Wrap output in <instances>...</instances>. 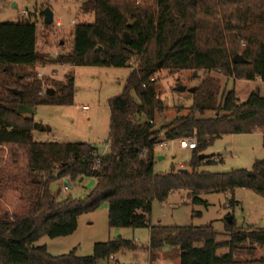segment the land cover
Here are the masks:
<instances>
[{
	"label": "trees",
	"instance_id": "1",
	"mask_svg": "<svg viewBox=\"0 0 264 264\" xmlns=\"http://www.w3.org/2000/svg\"><path fill=\"white\" fill-rule=\"evenodd\" d=\"M86 0L80 10L92 14L91 23H76L71 30V48L49 62L57 65L130 67L121 94L108 100L110 112L108 152L99 155L89 143L38 142L36 123L17 112L18 105H71L73 78L43 87L35 68L41 64L36 50V23L29 18L0 22V145H15L26 154L28 182L26 210L8 215L0 209V264H100L120 250L137 248L117 238L95 243L91 255L74 251L51 255L36 245L42 236H67L77 228L78 217L107 204L109 227L147 228V250L153 260L165 248L178 252L179 264H264L253 256L256 245L264 246V229L225 223L228 239L217 242L213 225L160 226L150 223L152 202H163L185 190L194 204L207 203L204 193L233 194L237 188L253 190L264 197V158L251 170L230 172L199 170L218 160L198 156L225 134L259 131L264 147V96L251 94L239 102L235 91H222L217 99L215 71L233 79L264 82V0ZM243 8L245 22L232 23ZM43 15V12L42 14ZM46 26V25H45ZM48 27V26H46ZM131 41L125 43L122 34ZM101 48V50H99ZM244 61L236 63L234 56ZM162 70H204L207 73L191 94L186 114L176 115L160 128L155 117L167 106L157 93L156 74ZM153 78V80H151ZM52 88L54 93H45ZM12 89L19 93L15 94ZM213 112V116L206 113ZM41 130V129H40ZM196 138V147L186 172L172 169L153 172L154 147L162 140ZM251 172V174L248 173ZM84 177L96 180L82 198L59 199L50 185ZM198 214V213H197ZM228 253L217 256L218 249Z\"/></svg>",
	"mask_w": 264,
	"mask_h": 264
},
{
	"label": "rangeland",
	"instance_id": "2",
	"mask_svg": "<svg viewBox=\"0 0 264 264\" xmlns=\"http://www.w3.org/2000/svg\"><path fill=\"white\" fill-rule=\"evenodd\" d=\"M86 0H0V22H16L29 18L36 23V50L41 64L35 68L37 78L45 80L43 87L56 80L65 82L73 78L74 93L71 105H38L33 114H27L36 123L32 134L38 142L89 143L97 148L99 154L106 153L109 146L105 142L109 137L110 112L108 100L122 93L130 67L73 66L62 65L54 73V79L38 71L50 74L52 58L67 53L70 48L71 30L76 23H91L92 14L80 10ZM137 0L136 3H140ZM15 3V6H13ZM48 7L53 13L52 25L43 23V10ZM26 11L27 14H21ZM246 9L232 17V23L245 22ZM23 16V17H21ZM60 25H56V21ZM74 21V23H72ZM53 64V63H52ZM45 65V66H44ZM43 66V67H42ZM207 72L204 70H182L169 73L162 70L156 74L157 93L167 106L166 111L155 117V126L160 128L171 121L176 109L186 114L191 106V94L176 91L175 87L187 88L200 84ZM218 86L217 99L222 91L234 90L239 102H244L249 95L257 93L264 96V82L259 79L247 81L223 76L219 72H209ZM84 107H87L84 109ZM213 112L206 116H213ZM41 129V130H40ZM217 161L203 164L199 170L209 172H230L232 170H251L256 160L264 158L262 135L259 131L241 134H225L207 146L202 152ZM193 157V150L181 148L177 140L165 141L154 147L153 172L164 174L172 169L188 168ZM27 159L23 150L15 145H0V209L11 215L23 214L26 210L25 185L28 182ZM96 180L84 177L81 181L70 182L65 187L64 180H57L50 185L52 191L59 190V199L67 197L82 198L95 186ZM199 197L207 203L194 204L189 192L180 190L171 193L163 202L153 201L150 223L160 226H204L212 224L218 232L217 242L228 239L225 223L228 217L237 227L264 229V197L253 190L237 188L233 194L204 193ZM198 213V214H197ZM149 230L147 228L109 227L107 223V204L102 203L95 211L78 217L76 230L67 236L50 238L40 237L36 245L45 246L47 252L57 256L74 251L76 256L92 254L95 243L122 238L137 246L134 250H120L113 254L114 260L100 264H149L147 250ZM168 253L159 250L156 264H179L177 250L167 248ZM161 252V253H160ZM228 253L227 248L218 249L221 256ZM264 257V246L256 245L253 256L241 259H259Z\"/></svg>",
	"mask_w": 264,
	"mask_h": 264
},
{
	"label": "water",
	"instance_id": "3",
	"mask_svg": "<svg viewBox=\"0 0 264 264\" xmlns=\"http://www.w3.org/2000/svg\"><path fill=\"white\" fill-rule=\"evenodd\" d=\"M13 6H15V3H13ZM52 22H53V13L50 10V8L46 7L43 10V23L46 26H50V25H52ZM122 37H123V40L125 41V43H127V44L130 43L131 38H130V34L128 32H124L122 34ZM99 50H101V48H99ZM233 61L236 62V63H239V62H243L244 59L240 55H236V56H234ZM175 89H176V91H179V92L187 91L189 93H192L195 90V87H189V88H187V87H185L183 85H178L177 87H175ZM12 92L15 93V94L19 93V91H17L16 89H12ZM45 93L51 95V94L54 93V90L52 88H46L45 89ZM255 95H258V94L255 93ZM17 112L20 113V114H33L34 113V109L33 108H30V107H26L24 105H18ZM205 156L206 155H204V154H200L198 156V159L201 160ZM178 171L186 172L187 170L180 168ZM248 173L251 174L250 171H248ZM63 180H64L65 187L70 188L71 186L68 183L67 179H63ZM226 221L228 223H231L232 222V218L231 217H228L226 219Z\"/></svg>",
	"mask_w": 264,
	"mask_h": 264
},
{
	"label": "built area",
	"instance_id": "4",
	"mask_svg": "<svg viewBox=\"0 0 264 264\" xmlns=\"http://www.w3.org/2000/svg\"><path fill=\"white\" fill-rule=\"evenodd\" d=\"M23 15H26L27 12L26 11H22ZM23 17V16H21ZM72 23H74V21H72ZM56 25L59 26L60 25V21L57 20L56 21ZM151 80H153V78H151ZM87 107H84V109H86ZM178 144L181 148H188V149H194L196 147V138L195 137H189V138H181V139H178ZM162 144V143H161ZM105 146L107 147L108 146V143L105 142ZM99 154V153H98ZM104 153L102 154H99V155H103ZM109 260H114V256L111 255L109 257Z\"/></svg>",
	"mask_w": 264,
	"mask_h": 264
},
{
	"label": "crops",
	"instance_id": "5",
	"mask_svg": "<svg viewBox=\"0 0 264 264\" xmlns=\"http://www.w3.org/2000/svg\"><path fill=\"white\" fill-rule=\"evenodd\" d=\"M45 66V65H44ZM60 66H62V65H57V64H52L51 63V68H50V74H46V73H44V72H42V71H38V73H40V74H42V75H44V76H49L51 79H54V73H55V71H56V69L58 68V67H60ZM43 67V66H42ZM54 72V73H53ZM54 80H56V79H54ZM56 81H58V80H56ZM83 179V178H82ZM148 242H149V237H148ZM169 251H168V249L167 248H165V249H163V251H162V254L164 253H168ZM161 253V252H160ZM158 254H159V252H157V254H156V256H155V258L153 259V260H151L150 259V256H149V259H148V261H149V264H156L160 259H159V257H158Z\"/></svg>",
	"mask_w": 264,
	"mask_h": 264
}]
</instances>
